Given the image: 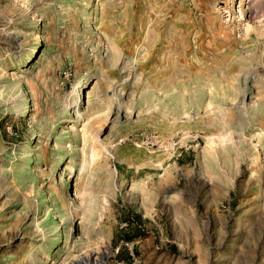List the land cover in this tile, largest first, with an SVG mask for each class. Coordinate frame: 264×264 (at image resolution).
Instances as JSON below:
<instances>
[{
    "label": "rangeland",
    "instance_id": "rangeland-1",
    "mask_svg": "<svg viewBox=\"0 0 264 264\" xmlns=\"http://www.w3.org/2000/svg\"><path fill=\"white\" fill-rule=\"evenodd\" d=\"M0 264H264V0H0Z\"/></svg>",
    "mask_w": 264,
    "mask_h": 264
},
{
    "label": "bare ground",
    "instance_id": "bare-ground-1",
    "mask_svg": "<svg viewBox=\"0 0 264 264\" xmlns=\"http://www.w3.org/2000/svg\"><path fill=\"white\" fill-rule=\"evenodd\" d=\"M259 3V2H258ZM260 4H261V2H260Z\"/></svg>",
    "mask_w": 264,
    "mask_h": 264
},
{
    "label": "trees",
    "instance_id": "trees-1",
    "mask_svg": "<svg viewBox=\"0 0 264 264\" xmlns=\"http://www.w3.org/2000/svg\"><path fill=\"white\" fill-rule=\"evenodd\" d=\"M132 239V238H131Z\"/></svg>",
    "mask_w": 264,
    "mask_h": 264
}]
</instances>
